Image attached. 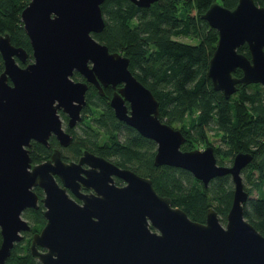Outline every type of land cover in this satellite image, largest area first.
Segmentation results:
<instances>
[{
	"label": "water",
	"instance_id": "obj_1",
	"mask_svg": "<svg viewBox=\"0 0 264 264\" xmlns=\"http://www.w3.org/2000/svg\"><path fill=\"white\" fill-rule=\"evenodd\" d=\"M103 1L29 0L21 21L32 58L24 65L19 61L27 50L12 43L8 32L0 33V264L22 231L30 230L22 211L37 207L34 186L44 193L45 223L32 234L29 249L40 264H264V235L243 211L248 192L241 170L252 153L240 150L231 164H219L211 144L181 148L185 135L161 120L159 101L130 70L129 57L92 35L105 24ZM131 1L147 7L157 0ZM201 17L218 32L207 69L213 88L228 98L238 84L264 86V4L237 0L227 7L214 1ZM244 43L249 55L238 50ZM236 68L241 75L234 74ZM74 71L85 80L74 79ZM88 82L101 95L102 84L113 86L114 115L155 141L156 165L184 168L204 185L230 175L232 201L224 224L213 206L205 221L192 219L158 193L150 177L88 149L77 160L65 161L55 149L48 159L31 161V140L48 145L53 133L62 145L72 141L57 109L68 114L69 125L79 121ZM81 185L91 190L82 192Z\"/></svg>",
	"mask_w": 264,
	"mask_h": 264
},
{
	"label": "trees",
	"instance_id": "obj_2",
	"mask_svg": "<svg viewBox=\"0 0 264 264\" xmlns=\"http://www.w3.org/2000/svg\"><path fill=\"white\" fill-rule=\"evenodd\" d=\"M214 1L227 7L237 3V0H157L144 7L131 0H104L101 3L104 27L92 35L110 51H119L129 57L130 70L159 101L161 119L172 124L191 117L188 127H179L186 136L182 149L210 144L207 133L212 130L223 143L213 146L217 163L231 161L240 150L252 153L250 162L242 169L244 188L248 192L243 211L244 217L264 235V86L260 83L238 84L237 90L228 98L213 88L207 69L218 32L201 17V13ZM254 1L264 4V0ZM28 2L0 0V33L8 32L12 43L28 52L26 60L19 61L21 65L32 58L29 38L21 21V10ZM178 36L194 38L196 42L183 41ZM238 50L249 55L246 43ZM2 69L0 55V71ZM241 73L237 68L235 74ZM86 98L83 110L89 113V120L76 131L64 157L77 158L83 148H88L120 166L150 177L155 190L169 196L172 203L180 206L192 219L205 221L208 207L213 206L220 219L225 220L232 201L229 174L215 176L204 185L184 168L156 165L153 141L119 120L107 95H101L95 87L89 86ZM49 144L31 141L29 153L33 162L45 159L56 140L52 138ZM35 189L41 193L39 187ZM253 190H257L256 195H252ZM41 208L40 203L37 209L28 208L23 212L33 230L45 223ZM25 235L14 243L4 264H40L29 249L30 232Z\"/></svg>",
	"mask_w": 264,
	"mask_h": 264
},
{
	"label": "flooded vegetation",
	"instance_id": "obj_3",
	"mask_svg": "<svg viewBox=\"0 0 264 264\" xmlns=\"http://www.w3.org/2000/svg\"><path fill=\"white\" fill-rule=\"evenodd\" d=\"M148 7V6H147ZM237 69V68H236ZM236 71V70H235ZM235 71H234V74H235ZM1 72V71H0ZM74 75H76V77L74 76ZM236 75V74H235ZM72 77L74 78V79H76V80H85V77L80 73V72H78V71H74L73 72V74H72ZM9 82H10V80H9ZM102 84V83H101ZM121 82H119V83H117L116 84V86H121ZM89 86H93V87H95L96 88V90L98 91V89H97V87L93 84V83H91V82H88V87H87V89L89 88ZM102 88H103V90H104V94L103 95H107V100H108V102H109V99H110V97H111V95L113 94V91L115 90L114 88H113V86L109 83V84H107V85H103L102 84ZM106 89V90H105ZM107 89H109L110 90V93H106V91H107ZM87 91V90H86ZM99 93V92H98ZM100 94V93H99ZM85 100H86V103L84 104V106L81 108V110H80V115H81V119L79 120V121H77L74 125H69V123H68V114L65 112V111H63L61 108H58L57 109V112H58V114H59V116H60V118H61V125H62V127H63V129H65L66 131H68L71 135H72V140H73V137H74V134L76 133V131H78V129L80 128V126H84L85 124H86V122H87V119H89V113L87 112H84V107L86 106V104H87V98H86V93H85ZM126 104H128V102L126 101ZM110 105V104H109ZM112 108V107H111ZM161 120H164V119H161ZM165 121V120H164ZM165 122H167V121H165ZM125 123V122H124ZM168 123V122H167ZM127 124V123H126ZM170 125H172L173 126V124H170ZM132 127V126H131ZM134 128V127H133ZM177 128H179V127H177ZM135 129V128H134ZM136 130V129H135ZM137 131V130H136ZM183 133V132H182ZM142 135V134H141ZM145 137V136H144ZM52 138H54L55 140H56V144L55 145H53V146H51V149H50V153H49V155L48 156H46L45 157V159H43V160H46V159H48L49 157H50V155H51V153L53 152V150H55V149H58L59 151H60V156H61V158L63 159V160H65V161H70V160H77L78 159V157L80 156V154L82 153V151L84 150V149H88V148H83L82 150H81V153L78 155V157L77 158H72V157H69V156H65L64 157V151H65V149H66V147L72 142H70L69 144H67V145H62L59 141H58V139L56 138V136H55V134H53V133H51L50 135H49V137H48V145H46V146H50V144H49V141L52 139ZM148 138V137H147ZM185 138H186V136H185ZM151 139V138H150ZM32 141V140H31ZM34 141H37V140H34ZM151 141H153V143H154V147H155V150H156V143H155V141L153 140V139H151ZM37 142H39V141H37ZM39 143H41V142H39ZM183 143V142H182ZM43 144V143H42ZM30 145H31V143H30ZM208 145V144H207ZM207 145H205V146H207ZM204 146V147H205ZM30 147V146H29ZM204 147H200V148H204ZM89 150V149H88ZM213 150H214V147H213ZM89 151H91V150H89ZM93 152V151H92ZM93 153H95V152H93ZM95 154H97V153H95ZM100 155V154H99ZM234 156V155H233ZM233 158V157H232ZM43 160H41V161H43ZM31 161H32V159H31ZM33 162V161H32ZM38 162H40V161H38ZM34 163H36V162H34ZM232 163V160L231 161H225V164H231ZM247 165V164H246ZM245 165V166H246ZM244 166V167H245ZM243 167V168H244ZM242 168V169H243ZM241 174H242V170H241ZM230 176V175H229ZM242 178H243V175H242ZM114 179H115V182L117 183V184H123L124 183V181L121 179V178H118V177H114ZM35 187H39V186H34L33 187V190L35 191V193L38 195V200H37V207H27V208H25L23 211H22V216H23V212L26 210V209H28V208H32V209H37L38 207H39V205H40V203L42 204V208H41V210H42V212H43V209H44V206H43V203H42V201H41V197L43 196V190L41 189V193H38L37 191H36V189H35ZM80 190L82 191V192H89L91 189L90 188H86L85 186H83V185H81V187H80ZM67 191H68V193L72 196V197H74L76 200H78V201H80L78 198H76L75 196H74V194H72V192H70V190L69 189H67ZM44 216V215H43ZM24 217V216H23ZM26 220H27V222H28V224L30 225V230H25V231H22V238L21 239H23L26 235H25V233L26 232H30V235H31V237H32V234L34 233V232H36V231H39L41 228H42V226L44 225H42L41 226V228H39L38 230H33V226H32V223H31V221L28 219V218H26V217H24ZM45 218V217H44ZM20 239V240H21ZM19 240V241H20ZM31 240V239H30ZM18 242V241H17ZM16 243V242H15ZM30 244V243H29Z\"/></svg>",
	"mask_w": 264,
	"mask_h": 264
},
{
	"label": "rangeland",
	"instance_id": "obj_4",
	"mask_svg": "<svg viewBox=\"0 0 264 264\" xmlns=\"http://www.w3.org/2000/svg\"><path fill=\"white\" fill-rule=\"evenodd\" d=\"M177 38H179L180 40H183V41H188V42H191V43H193V42H196V39H194V38H190V37H187V36H178ZM30 61V60H29ZM263 86V85H262ZM249 90H251V88H249ZM238 93L236 92V95H237ZM190 119H191V117L190 116H187V117H185V119L183 120V121H181V122H179V121H177V122H173L172 124H173V126L174 127H180L181 125H185L186 127H188L189 126V123H190ZM89 119H87V121H88ZM104 133H102V135H103ZM119 136V138H121L122 137V135H118ZM207 136H208V138H209V140H210V144L212 145V146H218V145H223V143H222V141H221V139L219 138L220 136L219 135H215L214 133H213V131L212 130H210V131H208V133H207ZM200 147H204V145L202 146V145H200L199 147H196V148H200ZM243 175V174H242ZM246 183V182H245ZM246 185H250L249 183H246ZM257 194V190H253L252 191V195H256ZM220 221L224 224L225 223V220H222V218L220 219Z\"/></svg>",
	"mask_w": 264,
	"mask_h": 264
}]
</instances>
